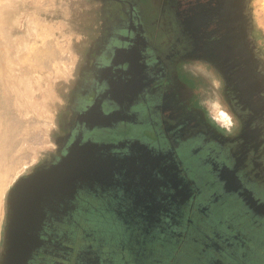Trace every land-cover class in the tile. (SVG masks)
Listing matches in <instances>:
<instances>
[{"label":"rangeland","instance_id":"374dc122","mask_svg":"<svg viewBox=\"0 0 264 264\" xmlns=\"http://www.w3.org/2000/svg\"><path fill=\"white\" fill-rule=\"evenodd\" d=\"M157 4L154 24L164 50L159 80L168 109L149 101L151 122L163 132L167 126L176 145H195L181 161L197 189L201 214L191 218L182 252L166 260L162 255L170 257L176 248L179 215L172 207L167 214L173 220L162 217L163 223L155 224L141 212L146 197L138 194L163 175H141L151 172L148 165L137 160L133 166L120 156L117 170L140 175H110L87 187L88 208L81 205L70 214V238L78 243L68 264H87L84 258L98 262L99 257L101 264H214L205 252L209 245L217 252L215 264H264V0L200 1L192 18L181 14L175 0ZM110 7L109 0H0V32L19 46L18 57L8 65L16 71L0 79V90L8 83L16 94L5 99L0 92V264L7 261L11 207L23 179L51 168L72 142L93 136L99 125H115L112 130L120 137L145 140L150 135L148 116L136 108L144 109L137 91L147 93L151 79L138 83L132 74L110 83L105 74L122 70L125 52L112 63L101 50L126 37L117 31L130 21L115 19L111 11L119 10ZM142 9L138 3L134 15ZM131 25L139 27L138 21ZM139 28L134 37L156 43L151 27L150 40ZM105 111L111 116H100ZM190 161H202L194 173L188 171ZM224 170L230 171L223 175ZM246 185L259 196L230 199L229 191ZM165 193L162 188L156 196ZM123 199L124 211L116 207ZM86 242L95 252L79 248Z\"/></svg>","mask_w":264,"mask_h":264},{"label":"flooded vegetation","instance_id":"af4514ba","mask_svg":"<svg viewBox=\"0 0 264 264\" xmlns=\"http://www.w3.org/2000/svg\"><path fill=\"white\" fill-rule=\"evenodd\" d=\"M200 1L206 3L208 0H175V3L181 14L192 18L199 8ZM202 30L205 32L206 27H203ZM207 37L211 36L208 35ZM132 39H128L129 46L140 40L138 37ZM123 52H125V55L123 54L125 63L123 62L122 70H106L105 74L109 77L110 83H112L111 78L113 79V77L126 80L132 74L138 83H143L145 79H151L150 82L152 83L149 84L151 88L147 89L148 94L146 92L145 94L142 93V89L137 91V93L140 92L137 97L139 99L143 98L141 105L144 109L139 110L136 108L139 114L143 112L142 114L148 116L150 135L145 140L128 138L126 135L120 137L121 134L117 136L115 133L117 129L112 130L115 125L111 124L109 127L99 125L92 134L93 136H87L83 139L79 137V139L72 142L65 155L51 168L23 179L18 184L9 220V244H15L12 251L16 253V264H68L70 262V254L73 251L75 252L74 244L78 243L72 242L73 240L71 241L70 238V232H72L69 228L72 224L70 214L73 209L81 205L83 208H88L87 187L108 180L110 175H140L131 171H122V169L117 170L115 159L120 156H126L133 166L137 163V160H140V163L144 165H148L151 172H144L141 175H163L161 178L159 177V181H154L151 185L145 183L147 186L141 187L138 191L139 196L142 198L145 196L147 199H145V204L140 209L141 212L145 213L148 220L155 224L163 223V218L172 221V214H167L172 207L176 208L179 215L177 219L174 218V220L176 219L175 225H179L175 234L176 248L174 254L173 249L170 257L162 256L166 260H170L175 256V253L181 250L182 246L187 244L191 218L201 213L196 205L198 199L197 189L187 176L190 173L182 165L181 158L183 154L186 155L188 152L193 151L195 145L187 144L182 147L176 145L173 137H171L173 135L169 134L167 126H164L165 130L163 132L160 126L158 128L155 126L156 124L151 122L153 121V115L149 101L155 99L160 102L157 108H161L162 111L168 109L164 101L167 91L162 79L159 80L164 74H162V62L156 59L158 55L152 51L131 52L129 48ZM112 63H115V61ZM130 69L133 71L130 72ZM146 94L149 99H147ZM102 114L100 116H111L108 111ZM171 114L173 115V113ZM100 121V123H103L104 120L101 118ZM170 131L174 132L175 130L170 129ZM199 142L200 145L206 144L204 140ZM201 148H204V146H201ZM205 154L210 155L211 152L207 151ZM218 157L226 164L227 160L224 156L218 155ZM201 162L196 163L199 166ZM196 163L193 161L188 162V171L194 173ZM156 170L161 171L157 172ZM229 171L224 170L223 175H227ZM233 175L232 179L238 178L241 181L239 174ZM162 188H165L166 193L158 195L161 196L158 198L156 192ZM257 193L256 188L253 189L248 185L239 189L235 188L233 193L229 191V195L231 194L230 199L239 202H246L245 198L248 195H251L250 198L252 199V196H259L260 193ZM124 202V199L118 201L116 207L119 208L120 206L123 211L126 210ZM170 203L173 205L171 206ZM82 247L95 252L88 242L83 243L79 248ZM159 247L162 252L166 249L163 244ZM211 248L209 245L205 252L208 253V256L210 255V258H208L211 260L210 262L213 261L215 264L217 252ZM79 252L77 251L76 254H79ZM226 253L228 254V252ZM85 254L86 252L82 255ZM82 255L79 256L81 258H79V262L83 260ZM84 260L87 264H101L100 257L98 262L90 261L87 258H84Z\"/></svg>","mask_w":264,"mask_h":264},{"label":"crops","instance_id":"0c3cea01","mask_svg":"<svg viewBox=\"0 0 264 264\" xmlns=\"http://www.w3.org/2000/svg\"><path fill=\"white\" fill-rule=\"evenodd\" d=\"M158 0H109L110 5L112 7H110V10H115L118 9L119 12L113 13V11H111V15L113 16L115 14V19L120 20V21H124L126 20H130L129 21V26L127 27H123V32H121V28L120 31H117V36L118 35H122L121 33H125V35H127L126 37H118L121 38V41L119 43V41L117 43H109L106 46H103L101 53L104 55L107 53V57H109L110 61H118L119 62V58H120V54L119 52H123V51H127V49L129 48V51H133V52H140V51H152L155 52L158 56H156L157 61L162 62L161 57H162V52L164 50H160V46L158 45L161 40H160V34L159 31H157V26L156 24H154V19L156 20L159 14V9L160 7L157 4ZM108 2V0H107ZM138 3H142L143 9L141 12L137 11V16L134 15L133 10L136 9V5H138ZM112 8V9H111ZM123 9V10H122ZM133 21L137 22L138 21V25H139V29L142 33V37L145 38V40H150L152 34H148V28L151 27V29L154 32V40L156 41V43L154 44H143L141 42V40H139V42H137L136 44H132L131 46H129V41L128 38H134V36H138L140 33L139 31L137 32L138 28L135 27V25H131L133 24ZM142 21V22H141ZM150 22L148 24H145V22ZM135 24V23H134ZM145 24V25H144ZM156 33H155V31ZM116 32V31H115ZM111 32V36H115L116 33ZM159 34V36H158ZM113 38V37H112ZM115 40V39H113ZM133 40V39H132ZM131 42V41H130ZM158 42V43H157ZM160 50V53H159ZM135 55V54H134ZM104 58V57H103ZM97 60V58H96ZM98 60H105V59H98ZM97 60V61H98ZM123 62V58L121 59ZM125 63V62H124ZM161 65V63H160ZM95 67H98L97 65H95Z\"/></svg>","mask_w":264,"mask_h":264},{"label":"bare ground","instance_id":"6f19581e","mask_svg":"<svg viewBox=\"0 0 264 264\" xmlns=\"http://www.w3.org/2000/svg\"><path fill=\"white\" fill-rule=\"evenodd\" d=\"M2 30V29H1ZM19 55V46L15 42H11L8 39V35L5 34L4 30L0 32V79L5 78V76L14 69V66L9 67L8 65H13V61L10 59L17 58ZM16 71V70H15ZM3 93L5 99H14L16 96L12 84L3 83ZM9 99V100H10ZM5 102V101H4Z\"/></svg>","mask_w":264,"mask_h":264},{"label":"water","instance_id":"95a60500","mask_svg":"<svg viewBox=\"0 0 264 264\" xmlns=\"http://www.w3.org/2000/svg\"><path fill=\"white\" fill-rule=\"evenodd\" d=\"M9 247L10 248L8 250V257H7L6 264H16V256H15L16 253L12 251L13 247H15V244L11 243V244H9Z\"/></svg>","mask_w":264,"mask_h":264}]
</instances>
